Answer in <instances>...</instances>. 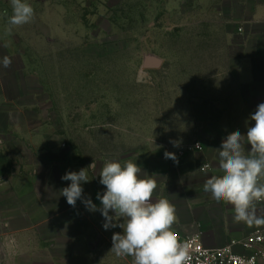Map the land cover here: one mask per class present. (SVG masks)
Masks as SVG:
<instances>
[{
	"label": "rangeland",
	"instance_id": "obj_1",
	"mask_svg": "<svg viewBox=\"0 0 264 264\" xmlns=\"http://www.w3.org/2000/svg\"><path fill=\"white\" fill-rule=\"evenodd\" d=\"M223 2L40 0L11 26L0 0V60H12L0 66V264H132L110 251L118 228L70 206L61 177L93 160L155 162L159 146L196 138L226 80ZM149 55L162 65L146 68Z\"/></svg>",
	"mask_w": 264,
	"mask_h": 264
},
{
	"label": "clouds",
	"instance_id": "obj_2",
	"mask_svg": "<svg viewBox=\"0 0 264 264\" xmlns=\"http://www.w3.org/2000/svg\"><path fill=\"white\" fill-rule=\"evenodd\" d=\"M11 26L29 23L34 17L33 7L26 0H10ZM12 60L4 56L0 66L9 68ZM248 120L246 135L233 131L222 139L218 153L221 175H211L203 190L215 202H224L233 209V220L248 224H264V216L257 215V203L264 202V102L257 105ZM247 123V122H246ZM174 147L178 141L170 140ZM245 145L250 150L245 151ZM165 159L179 163L174 153L165 151ZM96 170L93 160L86 168L66 172L61 179L71 181L61 190L67 203L75 208L80 200L89 212L99 211L105 230L120 228L111 237L110 249L117 257H131L132 264H189V245L179 239L173 225L176 209L167 198L154 199L157 181L132 160H105L98 173L105 190L97 193L100 205L84 195L82 184L89 182L88 170Z\"/></svg>",
	"mask_w": 264,
	"mask_h": 264
},
{
	"label": "crops",
	"instance_id": "obj_3",
	"mask_svg": "<svg viewBox=\"0 0 264 264\" xmlns=\"http://www.w3.org/2000/svg\"><path fill=\"white\" fill-rule=\"evenodd\" d=\"M42 1L47 7H52L53 0ZM39 2L31 0L30 5ZM222 13L226 20L229 64L222 71L226 80L222 83L221 97L210 100L213 108L206 115V127L200 128L196 138L185 145L159 146L155 162L140 164L142 170L153 175L157 181L154 199L167 198L174 204L177 216L174 231L187 234L200 232L204 244L212 248L224 247L233 239L243 238L256 229H264V224L235 222L232 207L224 202H215L211 194L203 190L207 178L222 174L215 149L233 131L239 130L246 135L247 127L255 123L248 120L250 114L259 103L264 102V0H224ZM193 143H201L203 150L180 155L177 157L178 164L164 158L165 151L175 153ZM250 147L245 145V151ZM205 164H209L210 168L202 170ZM102 166L94 171L97 183L92 201L97 206L100 205L97 193L102 194L105 190L98 176ZM257 215L264 216V202L257 203ZM97 216L96 213L93 216L95 233L102 234ZM87 217L91 219L88 214ZM118 232L122 233V229L118 228ZM236 251L244 250L236 248Z\"/></svg>",
	"mask_w": 264,
	"mask_h": 264
},
{
	"label": "built area",
	"instance_id": "obj_4",
	"mask_svg": "<svg viewBox=\"0 0 264 264\" xmlns=\"http://www.w3.org/2000/svg\"><path fill=\"white\" fill-rule=\"evenodd\" d=\"M201 143L186 145L183 149L175 152L179 157L187 152L203 150ZM210 168L205 164L202 170ZM181 241L189 245V264H260L264 262V229H256L251 234L231 240L224 247H207L203 242L202 233H180L176 232ZM241 248L243 252H237Z\"/></svg>",
	"mask_w": 264,
	"mask_h": 264
},
{
	"label": "water",
	"instance_id": "obj_5",
	"mask_svg": "<svg viewBox=\"0 0 264 264\" xmlns=\"http://www.w3.org/2000/svg\"><path fill=\"white\" fill-rule=\"evenodd\" d=\"M162 65V60L154 55H149L145 57L144 66L146 68H158Z\"/></svg>",
	"mask_w": 264,
	"mask_h": 264
}]
</instances>
